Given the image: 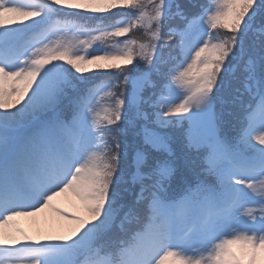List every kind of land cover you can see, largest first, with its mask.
Returning a JSON list of instances; mask_svg holds the SVG:
<instances>
[{
	"label": "snow or ice",
	"instance_id": "snow-or-ice-1",
	"mask_svg": "<svg viewBox=\"0 0 264 264\" xmlns=\"http://www.w3.org/2000/svg\"><path fill=\"white\" fill-rule=\"evenodd\" d=\"M0 264H264V0H0Z\"/></svg>",
	"mask_w": 264,
	"mask_h": 264
},
{
	"label": "rangeland",
	"instance_id": "rangeland-1",
	"mask_svg": "<svg viewBox=\"0 0 264 264\" xmlns=\"http://www.w3.org/2000/svg\"><path fill=\"white\" fill-rule=\"evenodd\" d=\"M100 104L101 107L105 106L101 101ZM53 204L69 214H82L79 202L70 192L56 197ZM15 219L18 227L23 229L28 235L36 238L44 234L59 235L67 234L68 232L67 222L50 209H46L36 216L17 217Z\"/></svg>",
	"mask_w": 264,
	"mask_h": 264
},
{
	"label": "trees",
	"instance_id": "trees-1",
	"mask_svg": "<svg viewBox=\"0 0 264 264\" xmlns=\"http://www.w3.org/2000/svg\"><path fill=\"white\" fill-rule=\"evenodd\" d=\"M197 2L198 3H204V0H197ZM142 32L141 33H137L136 35L139 37V36H142ZM111 79V78H110ZM112 80H113V82H115L114 81V78H112ZM229 109H230V106L229 105H225L224 107H223V111H224V119L226 120V121H230V120H234V116H229L228 115V111H229ZM83 259H85L84 257H81V260H83Z\"/></svg>",
	"mask_w": 264,
	"mask_h": 264
}]
</instances>
